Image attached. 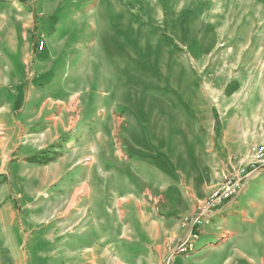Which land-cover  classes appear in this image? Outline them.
I'll use <instances>...</instances> for the list:
<instances>
[{
    "label": "rangeland",
    "instance_id": "rangeland-1",
    "mask_svg": "<svg viewBox=\"0 0 264 264\" xmlns=\"http://www.w3.org/2000/svg\"><path fill=\"white\" fill-rule=\"evenodd\" d=\"M260 148L264 0H0V264H165L226 175L264 239Z\"/></svg>",
    "mask_w": 264,
    "mask_h": 264
},
{
    "label": "built area",
    "instance_id": "built-area-1",
    "mask_svg": "<svg viewBox=\"0 0 264 264\" xmlns=\"http://www.w3.org/2000/svg\"><path fill=\"white\" fill-rule=\"evenodd\" d=\"M44 41L39 42V49L44 48ZM258 157L264 156L262 148L254 149ZM241 183L233 176H224L219 189L213 195L198 202L195 206V212L182 219V227L185 233L174 249L169 253L165 264H173L177 256H189L197 252L199 242L206 233L207 226L212 225L217 215V210L224 204L234 200L239 194Z\"/></svg>",
    "mask_w": 264,
    "mask_h": 264
},
{
    "label": "crops",
    "instance_id": "crops-1",
    "mask_svg": "<svg viewBox=\"0 0 264 264\" xmlns=\"http://www.w3.org/2000/svg\"><path fill=\"white\" fill-rule=\"evenodd\" d=\"M90 177H91V173L88 172V179H90ZM73 199H74V197L72 196L70 201L68 200L65 203H67V202L71 203L73 201ZM238 199H240V197H238L233 203L230 202V203L224 204L220 209L217 210L218 216L215 218L214 221L219 220L221 218L223 219L225 214H226V216L224 218L226 220H230L234 217L238 218V220H241L240 222L236 221L237 222L236 225L234 227H231V230H232L231 239H229V240L230 241L232 240V241L231 242L228 241V242H230V246H231L230 254L227 255L228 257L226 256V258H224L218 264H264V239H262L261 237L259 238L257 235V232H255L253 229L255 224L252 222L256 218H254V215H252L253 218L251 219V217L249 215L250 212L246 213L248 218L243 217L245 215V212L240 210V209H242L240 207H239V210L237 209L236 213H234L235 209H233V208H234V205L238 203ZM194 207H195V205H194ZM228 210H230L229 213H228ZM256 215H258V213H256ZM183 218L184 217H182L180 219L181 227H182V219ZM258 219H256V220H258ZM242 221H244L245 223H242ZM210 226H212V225H210ZM251 226H252V228H251ZM183 230H184V228H183ZM184 233L185 232H183V234L177 238L176 244H178V242L181 240ZM228 242L226 243L227 245L229 244ZM224 249H222V251L220 253H223ZM227 258H228V260H227ZM182 259H183V261H181ZM178 263L179 264H191V263H189L188 260L184 259V256H183V258L177 256L174 259L173 264H178Z\"/></svg>",
    "mask_w": 264,
    "mask_h": 264
},
{
    "label": "bare ground",
    "instance_id": "bare-ground-1",
    "mask_svg": "<svg viewBox=\"0 0 264 264\" xmlns=\"http://www.w3.org/2000/svg\"><path fill=\"white\" fill-rule=\"evenodd\" d=\"M51 176V175H50ZM44 177V176H43ZM143 222V224H146L147 222L146 221H142ZM141 232H142V234L144 233V235H146V236H148L149 237V239H150V231L148 230V229H143L142 228V230H141Z\"/></svg>",
    "mask_w": 264,
    "mask_h": 264
}]
</instances>
